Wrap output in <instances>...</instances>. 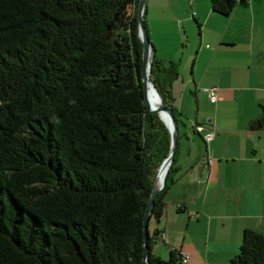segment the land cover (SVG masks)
<instances>
[{
    "label": "trees",
    "instance_id": "obj_1",
    "mask_svg": "<svg viewBox=\"0 0 264 264\" xmlns=\"http://www.w3.org/2000/svg\"><path fill=\"white\" fill-rule=\"evenodd\" d=\"M209 1L229 15L237 0ZM137 4L0 0V264H143L144 211L170 134L144 100ZM177 73L152 58L150 78L180 125ZM261 106L251 129L264 128ZM158 233L149 262L181 264L176 248L166 260L151 251ZM230 262L264 264V231L243 228Z\"/></svg>",
    "mask_w": 264,
    "mask_h": 264
},
{
    "label": "crops",
    "instance_id": "obj_2",
    "mask_svg": "<svg viewBox=\"0 0 264 264\" xmlns=\"http://www.w3.org/2000/svg\"><path fill=\"white\" fill-rule=\"evenodd\" d=\"M262 1L237 0L229 15L214 11L209 0L145 1L152 58L177 65L170 90L183 120L151 247L162 258L176 248L187 255L182 264H231L243 228L264 231V134L248 127L263 101L242 90L264 93L258 50L264 34H256L264 26L256 17ZM251 80L259 84L245 83ZM208 87H215V100ZM196 123L214 137L204 141Z\"/></svg>",
    "mask_w": 264,
    "mask_h": 264
},
{
    "label": "water",
    "instance_id": "obj_3",
    "mask_svg": "<svg viewBox=\"0 0 264 264\" xmlns=\"http://www.w3.org/2000/svg\"><path fill=\"white\" fill-rule=\"evenodd\" d=\"M146 0H138L137 4V22H138V35L142 42V51H141V59H142V67H141V80L144 88V100L146 103L147 111L149 112H157L160 119L163 121L165 126L168 128L170 134V145L169 151L167 155L162 159L159 166L157 167L156 174L154 176V180L150 189V194L148 198V202L145 207L144 217H143V264H151L148 259L149 254V246H148V236L149 229L148 223L151 216V210L154 204V199L158 195L159 191L165 186L168 172L174 162V155L177 151L178 147V138H179V127L178 121L173 113V107L170 104H165L162 101V96L154 83L150 78V70L152 64V42L149 39V35L147 32V28L145 25L144 18V7ZM153 90L156 95L157 103L153 104L149 101L148 98V89L147 86ZM164 113V116L162 115Z\"/></svg>",
    "mask_w": 264,
    "mask_h": 264
},
{
    "label": "rangeland",
    "instance_id": "obj_4",
    "mask_svg": "<svg viewBox=\"0 0 264 264\" xmlns=\"http://www.w3.org/2000/svg\"><path fill=\"white\" fill-rule=\"evenodd\" d=\"M261 10H260V13L261 14H259L258 13V15L256 16L257 18H258V21H259V24H261V23H264V0L261 2ZM259 33H263L264 34V26H263V28H260V32H256V34L258 35ZM259 40H261V37H260V39ZM263 43V45H264V42H262ZM258 44V41L255 43V45H257ZM263 45H261L260 46V48L258 49L259 50V56H260V58L262 59V58H264V46ZM189 66H190V64H189ZM260 66H262V64H260ZM261 73H263L264 74V66H262L261 67V69H260V74ZM258 81L259 80H251L250 82H245V83H247V85H257V83H258ZM259 84V83H258ZM246 85V84H245ZM242 90H244V93H246V94H249L250 95V98H252L253 97V95H260L261 97H262V101L263 102H261L263 105H264V93L263 92H260V91H258L257 89H255L254 87H247L246 89L245 88H243ZM240 91L241 92V94H242V92L243 91ZM249 98V99H250ZM249 99L247 100V102H246V104H248V101H249ZM256 99V98H255ZM261 131L263 132V134H264V128H262L261 129ZM196 136H197V138H199L200 136L199 135H197L196 134ZM262 141H264V135H263V138H262V140H261V142ZM156 225H157V223H156V220H155V218L153 217V216H151L150 217V219H149V223H148V229H149V233L150 234H153V232H154V230L156 229ZM159 240H163V239H161V238H158V240L156 241V242H158ZM164 241V240H163ZM165 242V241H164ZM169 253H170V250H169V252H168V250H167V256L165 257V258H162V259H167L168 257H169ZM183 262H181V264H182Z\"/></svg>",
    "mask_w": 264,
    "mask_h": 264
},
{
    "label": "built area",
    "instance_id": "obj_5",
    "mask_svg": "<svg viewBox=\"0 0 264 264\" xmlns=\"http://www.w3.org/2000/svg\"><path fill=\"white\" fill-rule=\"evenodd\" d=\"M215 87H208V88H205V90L208 92V94H210V99L211 100H215V95L213 94V89ZM195 128L200 131V132H203V130L205 129V125L204 124H198L196 123L195 124ZM214 137V131L213 130H207V131H204L203 132V138H204V141L208 142L210 141L212 138ZM209 152V151H208ZM199 163H201V160H199ZM182 262L183 261H186L187 259V255L186 254H182Z\"/></svg>",
    "mask_w": 264,
    "mask_h": 264
},
{
    "label": "bare ground",
    "instance_id": "obj_6",
    "mask_svg": "<svg viewBox=\"0 0 264 264\" xmlns=\"http://www.w3.org/2000/svg\"><path fill=\"white\" fill-rule=\"evenodd\" d=\"M147 89H148V98H149V101L153 104H156L157 103V98H156V95L155 93L153 92V90L150 88V86L148 85L147 86ZM162 115L164 116V113L162 112Z\"/></svg>",
    "mask_w": 264,
    "mask_h": 264
}]
</instances>
